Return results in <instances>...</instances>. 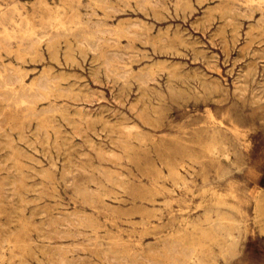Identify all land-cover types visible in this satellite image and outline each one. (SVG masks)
<instances>
[{"label": "rangeland", "instance_id": "374dc122", "mask_svg": "<svg viewBox=\"0 0 264 264\" xmlns=\"http://www.w3.org/2000/svg\"><path fill=\"white\" fill-rule=\"evenodd\" d=\"M0 264H264V0H0Z\"/></svg>", "mask_w": 264, "mask_h": 264}, {"label": "bare ground", "instance_id": "6f19581e", "mask_svg": "<svg viewBox=\"0 0 264 264\" xmlns=\"http://www.w3.org/2000/svg\"><path fill=\"white\" fill-rule=\"evenodd\" d=\"M251 1H253V0H250V2ZM262 1V0H261ZM254 3V2H253ZM257 5V4H256ZM4 29V28H3ZM97 32V31H96ZM35 38V37H34ZM60 38V37H59ZM98 41V40H97ZM110 41V40H109ZM144 73V72H143ZM45 75V74H44ZM43 76V75H42ZM106 76V75H105ZM44 78V77H43ZM14 79V78H13ZM18 80V79H17ZM45 80V79H44ZM16 81V80H15ZM140 81V80H139ZM37 82V81H36ZM43 83V82H42ZM2 84H3V82H2ZM3 85H5V84H3ZM9 88V87H8ZM19 88V87H18ZM21 88V87H20ZM24 89V88H23ZM41 89V88H40ZM4 90V89H3ZM43 90H44V88H43ZM21 91V90H20ZM22 93H23V91H21ZM25 92V91H24ZM14 93V92H13ZM21 93V94H22ZM16 94V93H15ZM28 94V93H27ZM38 94V93H37ZM13 95V94H12ZM39 95V94H38ZM16 96V95H15ZM21 101V100H20ZM21 104H22V102H21Z\"/></svg>", "mask_w": 264, "mask_h": 264}]
</instances>
